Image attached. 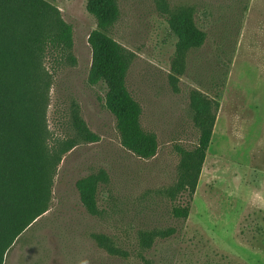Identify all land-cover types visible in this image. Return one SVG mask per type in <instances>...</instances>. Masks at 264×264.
Masks as SVG:
<instances>
[{
  "label": "rangeland",
  "instance_id": "obj_1",
  "mask_svg": "<svg viewBox=\"0 0 264 264\" xmlns=\"http://www.w3.org/2000/svg\"><path fill=\"white\" fill-rule=\"evenodd\" d=\"M46 1L71 26L75 59L74 66L45 60L49 143L76 140V146L58 166L49 210L3 264H264V0H164L170 11L191 9L206 36L179 71L160 0H116L120 16L109 35L133 54L125 83L141 108L142 129L156 137L148 160L121 147L103 106L104 86L87 84L95 22L86 0ZM193 91L219 109L194 194L171 200L166 193L178 178L179 152L198 141ZM74 113L97 142L78 140ZM98 173L106 181L91 216L75 184ZM187 206V219L173 216Z\"/></svg>",
  "mask_w": 264,
  "mask_h": 264
},
{
  "label": "trees",
  "instance_id": "obj_2",
  "mask_svg": "<svg viewBox=\"0 0 264 264\" xmlns=\"http://www.w3.org/2000/svg\"><path fill=\"white\" fill-rule=\"evenodd\" d=\"M160 2L175 39L174 66L179 71L186 55L202 47L206 36L194 23L191 9L170 11L164 0ZM85 10L95 22L87 39L91 51L87 84L104 86L103 106L115 119L121 147L139 159H151L157 152L156 137L142 129L141 108L125 83L133 54L109 35L120 16L118 4L86 0ZM48 57L75 65L72 28L58 10L46 0H0V264L20 235L49 210L58 166L76 146V140L49 143L45 117L51 77L44 67ZM189 101L199 136L194 150L179 152L178 178L166 193L171 200L182 193L194 194L219 109L218 102L196 91ZM71 120L80 142L98 141L76 113ZM105 181L98 173L75 184L80 203L91 216L97 215L96 194ZM172 213L187 219L189 207ZM143 242L148 245L151 238Z\"/></svg>",
  "mask_w": 264,
  "mask_h": 264
}]
</instances>
